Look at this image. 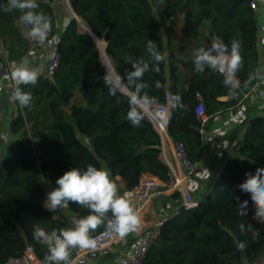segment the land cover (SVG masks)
Wrapping results in <instances>:
<instances>
[{
    "label": "trees",
    "instance_id": "obj_1",
    "mask_svg": "<svg viewBox=\"0 0 264 264\" xmlns=\"http://www.w3.org/2000/svg\"><path fill=\"white\" fill-rule=\"evenodd\" d=\"M78 19L71 21L65 34L58 24L55 0H37L38 12L51 19V34L61 33L59 68L49 78L39 77L36 85L21 86L33 100L18 110L10 124L9 143L0 157V264L20 259L32 252L42 262L47 248L33 239V227L47 231L72 226V221L89 214L86 208L70 203L66 209L49 211L44 202L47 190L74 167L86 169L91 164L108 170L118 184L120 195L133 191L145 174L168 181L169 166L163 160L161 136L149 116L140 127L127 120L129 97L118 92L110 95L104 83L109 74L95 37L106 42V53L121 78H126L132 64L126 57L151 61L146 46L153 40L165 56L159 73H145L148 94L158 98L155 105L179 95L186 109L170 105L169 137L185 145L187 158L200 164L205 156V135L195 110L202 98L208 123L220 113L234 110L259 81L243 87L250 73H260L256 11L251 0H69ZM6 7L7 0H0ZM0 7V41L6 44L11 60L21 62L30 52L31 43L19 26V10L6 12ZM180 15H186L195 29H208L231 48L233 40L241 44L244 64L237 78L241 88L235 95L223 83V76L206 70L198 74L192 63L187 89L178 87L179 59L173 37ZM84 25L83 26H81ZM87 28L89 30H87ZM211 46V45H210ZM210 46H204L208 48ZM161 84L156 87V82ZM126 84V79L122 82ZM121 83V85H122ZM124 88V86L122 85ZM125 89V88H124ZM132 93L133 90L128 88ZM79 92L85 106L70 105ZM230 97L228 102L219 98ZM242 140L224 160L202 194L196 193L199 206L185 210L181 196H165L171 202L169 216L157 225L159 235L151 245L145 264H254L264 258V225L253 219L251 202L247 214L239 208L237 197H249L237 187L246 173L264 168V115L244 120L232 139ZM182 209L175 214L176 209ZM240 224L252 225L241 232ZM105 230L101 227L95 233ZM128 246L136 239L129 238ZM245 243L243 252L237 250ZM77 250L72 252L75 254Z\"/></svg>",
    "mask_w": 264,
    "mask_h": 264
},
{
    "label": "clouds",
    "instance_id": "obj_2",
    "mask_svg": "<svg viewBox=\"0 0 264 264\" xmlns=\"http://www.w3.org/2000/svg\"><path fill=\"white\" fill-rule=\"evenodd\" d=\"M38 8L37 0H7V6L3 7V10L6 12L19 10L22 13L19 23L27 29L24 32L25 38L41 46L51 45L55 39L54 37L49 39L52 30L51 19L43 12L36 11ZM146 50L151 61L143 57L139 59L126 57V60L132 64V70L127 73L126 78L118 75L113 77L111 74H106L104 77L110 95L117 94L124 79H126L125 87L133 90L129 97V111L126 118L134 127L142 125L145 119L144 109L158 103L157 97L148 94V84L143 80L144 75L150 71L159 73V65L165 61V56L158 51L153 40H148ZM191 59L198 74L210 70L223 76V83L232 95L241 88L237 74L241 71L244 60L241 55V44L238 41L233 40L229 50V46L223 40L214 38L210 47L193 49ZM258 75L259 70L250 73L243 87L247 88ZM39 77V69L30 67L26 61L20 62L13 68L9 79L14 87V99L20 105L28 107L33 100L32 94L23 91L21 86H34L38 83ZM156 87H161L159 81L156 82ZM170 105L173 109H186L179 95L172 97ZM245 175L246 179L237 187L249 199L241 200L237 197L238 206L244 210L242 214L246 215L247 207L251 202L253 219L264 225V168L258 167L255 173L247 172ZM56 185L47 193L44 202V206L50 212L66 209L70 203H75L86 208L89 214L74 219L71 227L53 229L50 232L39 225H34L33 239L47 248L41 264H72L71 256L74 250H94L97 247L93 233L101 227L108 233L123 238L142 226V219L136 212L134 204L126 198L127 194L120 195L118 184L108 170L91 164L87 165L86 169L74 167L58 178ZM239 227L241 232L252 231V225H248L247 229L244 224H240ZM245 246L244 242H240L237 250L243 252Z\"/></svg>",
    "mask_w": 264,
    "mask_h": 264
},
{
    "label": "built area",
    "instance_id": "obj_3",
    "mask_svg": "<svg viewBox=\"0 0 264 264\" xmlns=\"http://www.w3.org/2000/svg\"><path fill=\"white\" fill-rule=\"evenodd\" d=\"M258 0H251V8L254 11L258 10ZM55 38L51 45L41 46L36 42L35 51L30 58L37 63L36 68L39 69L41 75H46L51 78L60 63V54L58 45L60 43L61 33L57 32L54 35L49 34V39ZM29 59V60H30ZM0 60L5 69L3 79H0V96L5 92H9L14 97V87L9 79L11 71L19 62L11 60L6 48V44L0 41ZM4 79L6 81H4ZM258 96L262 99L260 113L264 115V83L263 88L259 91ZM198 106L196 107V116L200 119L202 126L199 132L205 135V125L208 123V116L205 111V104L201 97ZM170 94H166V103L156 105L154 108H147V115L153 125L159 132L163 143V157L169 166V177L167 182H163L158 177L150 174H145L139 185L130 192H126V198L130 199L134 204L135 210L140 214L157 196L170 195L177 192L181 196V205L183 209L190 210L199 206V200L193 195L188 186V181L196 173L199 164H192L187 158L186 147L181 142L173 141L168 135L169 117H170ZM158 113V114H157ZM5 140V136L0 130V141ZM168 146V147H167ZM168 148V149H167ZM172 151L174 161L168 156V150ZM2 154V145L0 143V156ZM47 193L49 192L46 187ZM171 208V202L167 201L159 209L160 220L169 216L168 210ZM182 209H176L175 214H180ZM158 223L142 231L137 239H135L128 248L118 258L119 264H145V257L155 241L159 232L157 229ZM97 241V247L94 250H79L71 256L72 264H94L97 257L113 255L116 253L119 242V237L103 230L93 234ZM262 259L254 264H260ZM7 264H41V261L32 252H27L20 259H12ZM250 264V263H245Z\"/></svg>",
    "mask_w": 264,
    "mask_h": 264
},
{
    "label": "crops",
    "instance_id": "obj_4",
    "mask_svg": "<svg viewBox=\"0 0 264 264\" xmlns=\"http://www.w3.org/2000/svg\"><path fill=\"white\" fill-rule=\"evenodd\" d=\"M258 10L256 11L257 22L259 26L258 31V51H259V60H260V73H259V81L253 91L247 95H245V100L242 104L234 110L228 109L226 112L220 113L217 117L209 125L205 133V156L202 163L199 164L196 173L190 178L188 181V186L190 191L196 197V193L202 194L204 189L206 188V184L210 182L212 177L215 175L217 169L223 165L224 160L227 156L231 155L235 150L236 146L242 140V135L240 137H236L232 139L233 134L239 128L241 123L249 119L251 117H255L258 115H262L260 113L262 99L258 96L259 91L263 88L264 83V0H258ZM56 1L54 3L55 12L58 16V24L59 21H62L61 29L63 28V22L66 18L63 16L62 12H60L56 8ZM20 30L24 35V32L27 30L24 25L20 24ZM193 29L191 28L190 21L186 15H180L177 19V24L175 26V35L173 37L174 51L176 57L180 60L178 63L179 71H180V80L178 82V87L181 89H187L186 80L191 75L192 68V59L191 52L193 49H198L204 46H210L212 44L213 39L208 29L197 30L195 29V36L193 33ZM31 43V49L29 54L22 60L29 63L30 67L36 68L37 63L31 60L34 51L36 42L30 39H27ZM100 45V44H99ZM105 48V44H103ZM101 50V46H100ZM102 53V52H101ZM30 59V60H29ZM21 61V62H22ZM20 63V62H19ZM5 75L4 66L0 60V79H3ZM4 81H6L4 79ZM119 89L125 91L124 88L119 86ZM170 93V91H167ZM2 96H9V100L4 104L0 103V130L2 134L5 136V140L0 141L2 145V152L4 148L9 143V139L11 136L10 132V124L14 115L18 110L16 100L13 95L9 92H5ZM222 102H228L230 97H222L219 98ZM85 106V103L82 101L79 92L74 93V97L70 103V105L66 108L68 112H70V108L72 106ZM156 105H152L151 108H154ZM168 147V146H167ZM168 149V148H167ZM168 156L174 161V155L172 151L168 150ZM163 157V153H162ZM164 160V157H163ZM165 161V160H164ZM165 196L168 195H159L157 196L140 214L139 216L142 219V226L139 230L135 232H131L127 234L125 237L120 238L118 245L116 246L117 251L115 254V258H119L120 255L127 249V245L130 243L129 238H138L140 233L142 232L144 226H150L149 228L155 226L159 221V209L163 206V202ZM108 258H105V260ZM96 262V261H95ZM97 264H101L98 261ZM95 263V264H96ZM119 264V263H118Z\"/></svg>",
    "mask_w": 264,
    "mask_h": 264
},
{
    "label": "rangeland",
    "instance_id": "obj_5",
    "mask_svg": "<svg viewBox=\"0 0 264 264\" xmlns=\"http://www.w3.org/2000/svg\"><path fill=\"white\" fill-rule=\"evenodd\" d=\"M56 1V8L62 12V18L63 16L65 17H73V14L70 10V1L69 0H55ZM55 3V2H54ZM62 21H59V26L61 27ZM81 26L84 27V25L81 24ZM102 44V47L104 46L102 42H100ZM104 48V47H103ZM1 157V156H0ZM150 226H144L142 231H145L147 228H149ZM105 258H108L105 260ZM96 262L98 261L101 264H118V258L114 255H107V256H102V257H97ZM95 262V263H96ZM94 263V264H95ZM97 264V263H96ZM260 264H264V258H262V262Z\"/></svg>",
    "mask_w": 264,
    "mask_h": 264
},
{
    "label": "water",
    "instance_id": "obj_6",
    "mask_svg": "<svg viewBox=\"0 0 264 264\" xmlns=\"http://www.w3.org/2000/svg\"><path fill=\"white\" fill-rule=\"evenodd\" d=\"M70 10H71V12H72V14H73V17H72V18H71V17H66V18L64 19V22H63V28H62V33H63V34H65V33L67 32L68 28L70 27L71 21H72L73 19H78V17H77V15H76V13L74 12V10H73L71 4H70ZM87 30H89V29L87 28ZM95 42L97 43V45H98L99 48H100V45H99L100 42H102V43L105 44L104 52L101 51V52H102L103 62H104V64H105V61H104V55H105V54L107 55V53H106V46H107V45H106V42H105V41H101V40L97 39L96 37H95ZM107 56H108V55H107ZM112 66H113V65H112ZM105 67H106V70L108 71V73L111 74L110 71L107 69L106 64H105ZM113 70H114V73H115L116 76H117V73H116L114 67H113ZM111 75L113 76V74H111ZM122 85L124 86L125 91H122L121 89H119L118 92H120V93H122V94H124V95H126V96H128V97H130V96L132 95V93L128 90L127 87H125V85H124L123 83H122ZM8 100H9V96H0V103H1V104H4V103H5L6 101H8ZM146 109H147V108L144 109L145 112H147Z\"/></svg>",
    "mask_w": 264,
    "mask_h": 264
},
{
    "label": "bare ground",
    "instance_id": "obj_7",
    "mask_svg": "<svg viewBox=\"0 0 264 264\" xmlns=\"http://www.w3.org/2000/svg\"><path fill=\"white\" fill-rule=\"evenodd\" d=\"M100 46H101V51L104 52V48L102 47V44L101 43H100ZM110 60L111 59H109V57L105 54L104 55V61H105V64L107 66V69L110 71L111 74H113V77H116V74L114 73L113 66H112V63H111ZM120 87H122V85H120Z\"/></svg>",
    "mask_w": 264,
    "mask_h": 264
}]
</instances>
